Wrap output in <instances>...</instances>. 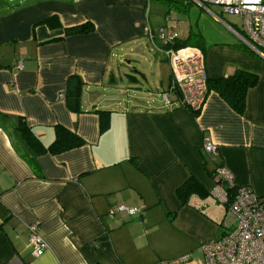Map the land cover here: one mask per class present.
<instances>
[{"label": "crops", "instance_id": "1", "mask_svg": "<svg viewBox=\"0 0 264 264\" xmlns=\"http://www.w3.org/2000/svg\"><path fill=\"white\" fill-rule=\"evenodd\" d=\"M146 3L0 0V111L22 117L44 145L55 139L57 125L83 140L64 152L40 154L37 174L0 129V264H204L200 245L220 235L225 213L212 194V163L200 147L205 135L217 145L212 159L233 183L264 196V57L238 47L236 34L202 42L208 78L237 69L257 75L244 112L210 89L197 112L168 109L159 96L170 81L160 51L166 45L147 24ZM86 22L92 31L67 33ZM138 52L150 67L125 74L131 85L118 84L115 68L125 56L137 60ZM139 73L146 86L136 79ZM72 74L84 85L81 113L71 112L60 96ZM92 109L109 111L104 130ZM189 177L207 195L182 204L175 192ZM116 204L144 209L110 217ZM35 220L48 244L40 256L31 254L27 241V225ZM184 255L188 261L174 262Z\"/></svg>", "mask_w": 264, "mask_h": 264}, {"label": "built area", "instance_id": "2", "mask_svg": "<svg viewBox=\"0 0 264 264\" xmlns=\"http://www.w3.org/2000/svg\"><path fill=\"white\" fill-rule=\"evenodd\" d=\"M148 2V0H146ZM208 10V6L218 5L221 12L240 20L241 30L234 31L240 42L250 51L264 57V0H190ZM214 15V14H213ZM217 19L218 16L214 15ZM220 20V19H219ZM154 39L153 33H149ZM157 38L166 47L161 53L170 67V81L167 88L159 93L164 107H182L199 111L207 95V73L205 57L198 47L185 46L178 49L168 47L174 37L171 30L165 33L161 28ZM20 67V63L17 64ZM64 97L62 94L60 95ZM201 150L212 159L217 145L209 136H203ZM213 196L224 205L225 213L220 235L200 245L204 264H264V196L256 195L248 186L233 183L230 173L221 164L214 173ZM233 187L227 191L225 186ZM143 207L116 204L109 207L107 214L134 216ZM39 221L27 225L28 246L33 256L42 255L48 244L38 233ZM189 260V255L178 258L176 263ZM161 264H173L163 261Z\"/></svg>", "mask_w": 264, "mask_h": 264}, {"label": "trees", "instance_id": "3", "mask_svg": "<svg viewBox=\"0 0 264 264\" xmlns=\"http://www.w3.org/2000/svg\"><path fill=\"white\" fill-rule=\"evenodd\" d=\"M172 7H179L183 4L182 0H163ZM147 2V1H146ZM57 23V21L55 22ZM58 24V23H57ZM93 30L91 23L86 22L81 25L66 29L67 33H87ZM191 36L202 38L199 33H191L184 39H176L172 48L178 49L185 46L198 47L203 50L202 44H198L191 40ZM238 47L252 53L245 45L240 43ZM258 81L256 74L246 70L237 69L231 75L218 79H207V91H216L237 113L242 114L245 110V98L247 90ZM83 82L81 78L72 74L68 76L66 88L64 90V102L66 107L73 113L83 112ZM99 115L100 129L104 130L108 126L109 111L92 109ZM0 129H2L9 137L11 144L17 154L23 158L31 166V168L39 174L36 158L45 152L60 153L83 144V140L74 132L57 125L55 126V139L48 145H44L39 136L35 134L31 127L22 117L13 119L10 115L0 111ZM212 163V169L209 171L212 179L214 177L216 166L220 165L219 161L209 159ZM227 191H233V187L226 185ZM176 196L182 204H186L193 195L204 197L207 195L203 186L193 177H189L182 185L176 189Z\"/></svg>", "mask_w": 264, "mask_h": 264}, {"label": "rangeland", "instance_id": "4", "mask_svg": "<svg viewBox=\"0 0 264 264\" xmlns=\"http://www.w3.org/2000/svg\"><path fill=\"white\" fill-rule=\"evenodd\" d=\"M13 1H18L22 5L29 2V0H10V2ZM182 1L183 4L181 6L172 7L163 0H148L146 3V20L150 29H153L157 33L161 28L164 29L165 33L171 30L172 36L176 39H184L192 32L199 33L202 36L201 39L196 36H191V40L198 44H202L203 42L206 45L214 42H223L222 40L231 39L232 36L236 37L235 33L228 27H231L234 31L241 30L240 20L233 15L222 13L221 7L218 5L208 6V10H206V8L190 0ZM213 14L218 16L220 20L216 19ZM142 50L147 51L146 47H142ZM138 53L137 60L132 59L133 57L129 55L125 56L123 65L120 68H115L113 74L116 75L118 84L123 85V83L129 82L125 74L132 76L133 73L137 74V69L141 72L145 67H150L148 61L140 55V52ZM150 54L151 56L155 55L153 53ZM126 60H130L129 63ZM125 64L129 68H125ZM159 65L163 66L165 68L164 73L168 74L166 63L159 59ZM132 66L135 67L132 68ZM147 74L149 75H147V78L150 81L158 84V79L153 73L148 72ZM141 76L142 74L139 73L136 79L142 82L141 86H146V81L141 80ZM157 77L159 76L157 75ZM129 85H131L130 82ZM212 204L217 205L220 209L222 208L221 205L214 202Z\"/></svg>", "mask_w": 264, "mask_h": 264}]
</instances>
